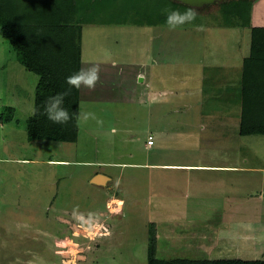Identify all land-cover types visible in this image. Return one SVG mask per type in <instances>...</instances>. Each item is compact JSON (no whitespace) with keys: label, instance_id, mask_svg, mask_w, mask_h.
I'll use <instances>...</instances> for the list:
<instances>
[{"label":"rangeland","instance_id":"rangeland-1","mask_svg":"<svg viewBox=\"0 0 264 264\" xmlns=\"http://www.w3.org/2000/svg\"><path fill=\"white\" fill-rule=\"evenodd\" d=\"M179 1L187 2L185 9L196 16L174 30L168 25H83L82 69L99 65L100 78L94 90L81 87L79 114L92 113L95 119L85 121L78 114L73 142L27 138L25 120L33 111L37 75L18 62L0 32V112L5 105L16 111L11 120L0 119V264H147L153 236L159 258L260 257L246 248L252 246L250 233L242 237L247 242L229 229L240 221L250 230L248 219L264 214L255 211L263 204L260 197L251 199L263 194L262 189H252L262 176L236 172L242 195L234 189L218 193L225 186L222 180L236 173L218 177L208 171L206 190L196 193L200 184H189L183 192L185 187L160 182L166 178L165 170L151 172L133 163L145 157L238 156L244 164L264 167V134L240 139L222 134L226 127L239 124V82L250 27L223 22L220 0ZM255 1L250 0V25ZM139 2L143 6L145 0ZM263 10L259 11L264 17ZM204 74L214 80L200 77ZM216 85L226 86L222 98L212 93ZM154 89L158 98L149 99ZM186 122H206L208 127L218 123L223 129L218 133L207 129L206 148L200 154L189 147L197 135L188 126L181 127ZM150 131L155 138L157 131L170 132L174 139L166 137L163 143L156 139L147 148L144 141ZM98 172L110 179L93 182ZM147 173L159 180L156 193L149 190ZM167 174L172 180L181 171ZM115 196L121 204L113 202ZM230 198L236 204L243 200L241 211L223 212ZM177 205L180 211L173 209ZM256 231L253 227L251 232ZM258 234L264 243V229Z\"/></svg>","mask_w":264,"mask_h":264},{"label":"trees","instance_id":"trees-1","mask_svg":"<svg viewBox=\"0 0 264 264\" xmlns=\"http://www.w3.org/2000/svg\"><path fill=\"white\" fill-rule=\"evenodd\" d=\"M180 2L145 0L142 6L139 0H0V32L18 62L37 75L33 100L37 114L26 117L27 138L60 143L77 140L81 88L71 89L64 99L62 106L71 116L66 124L49 121L44 106L50 97L69 88L66 77L82 69L84 24L167 25L165 10L181 13L189 10L185 9L187 2ZM250 5V0H220L219 3L223 22L229 26L250 27L249 51L243 57L240 74L238 132L241 135L264 134V26L250 25L247 16ZM15 114L13 106L5 105L0 118L9 121ZM155 249L153 236L147 246V264H264V257L159 258Z\"/></svg>","mask_w":264,"mask_h":264},{"label":"crops","instance_id":"crops-1","mask_svg":"<svg viewBox=\"0 0 264 264\" xmlns=\"http://www.w3.org/2000/svg\"><path fill=\"white\" fill-rule=\"evenodd\" d=\"M261 1L262 0L255 1L254 4H253V7H252L251 20H252V24L253 25L264 26V17L260 16V14H261L260 11H262L264 9V3H263V6L259 5L257 7V4H259ZM256 10H257V12L259 10L260 11L257 13V12H255ZM82 52H83V48H82ZM112 62H114V60H112ZM209 75H210V73H209ZM209 75H205L204 74V75H200V77L203 76V78H206V76H209ZM189 77L194 79V77H192V75H188V78ZM209 77H210L209 81L212 82L214 80V78L212 77V79H211V76H209ZM204 83H206V79L203 80V84ZM239 84H240V82H239ZM218 86L219 85H216L215 87H213L214 89H217V90H213L212 93L215 94V95H219L222 98L223 96H225L227 94V92L225 93L226 86L224 85L223 89L218 87ZM150 93H151L150 94L151 97L148 96L149 99L151 98V99L155 100V99L158 98L159 92H158L157 89H154V91H150ZM220 100H222V99H220ZM80 101H81V99H80ZM240 103H241V97H240ZM79 104H80V102H79ZM188 123L186 122L184 125H182V124H180V125H181V127H184L186 125L189 128H191L192 131L196 132V135H197L196 138L197 139L192 141L189 144V147H192L196 151L198 150V153H200V154L204 151L203 147L206 148V135L208 133L207 129H214L213 132H215V133H218L220 130L223 129L222 128L223 125H220L218 127V123H217V127L214 124H212V125H210L208 127L206 125V122H203L202 125H200L199 123H195V124H193V123H189L188 124ZM234 125H235V123H234ZM175 128H177V127H175ZM178 128H180V126ZM164 129L170 130L171 128L170 127H165ZM180 129H183V128H180ZM172 130H174V129H172ZM226 131H227V133H222V134H224V136H227V137L229 136V138H232L234 136L235 139H237V138L240 139L242 137V135H238V133H239L238 132V125L234 126V128L232 127V128H229V129L226 127ZM200 132H202L203 135H201ZM149 133H152L153 134V138H154V141H153V143L151 145H148L146 143L147 135ZM149 133H147L146 139L144 141V146H146L147 148H150L155 143H157L156 139L158 140V143H163L164 139L166 137L168 139L169 136H171L170 138L174 139V135H172L170 132L162 133L161 131H157L156 132V138H155V134H154L153 131H150ZM220 135H221V133H220ZM227 137H226V139H227ZM228 141L229 140H226L225 146L228 145L227 144ZM230 143H232V141ZM133 163L138 165L139 169L144 168V169L149 170L151 172H153V169L165 170V173L163 175H165L166 178L164 180H160V182H168V184L176 186L178 188L185 187V190H183V192L187 191L186 190L187 189V185H189V184H191L193 186H198L200 184L199 189H196V193L198 191H200L201 189H205L206 190V172H208V171L217 173L219 175L218 177H223V174L230 175V174L236 173V172L237 173H247V174L256 173L258 176H262V179H259L257 181L256 186L252 185V189L254 187L257 190L262 189L263 194H261V195L260 194H256L255 195L256 198L251 196L252 197L251 199L252 200H257L260 197L261 200L258 199V201L263 202V204H259L258 205L259 207H256L257 209L255 211H256V213H258V211H262L261 213H264V174H262V173H264V167L259 165V164L256 165V166H253V165L250 166V164H246L247 163L246 161H245V164H244L243 160H239L238 156H231V157H227V158H223V159L221 158V159H218V160H216V159H209L208 160V159H204V157L203 158L197 157V158L194 159V158L185 157V155H182V156L180 155L176 159H174L172 157V158L167 159V160H153V159L152 160H150V159L148 160V158L145 157L144 159H139L138 162H133ZM122 164H124V163H122ZM169 170L173 171V172L174 171H176V172L181 171V176L178 175L176 178H172V180H171L169 174H167V172ZM237 173L234 176L229 177L228 180L226 179L225 181H224L223 178H221V179H223L222 181H223V184L225 186L223 188L222 187L218 188V193H219V191L223 192L222 191L223 189H224V192H226L227 190L232 191L234 189L236 194L239 193L240 195H242L241 192H242V189H243V185H242V181L241 182L237 181ZM146 178H147V182L149 180L150 184H151L150 185L151 187H149V190L151 189V193H156L158 188L157 189L155 188V184L159 185V180L156 181V179H154L152 177V175L150 177L148 175V173H147V177ZM109 179H110V177H109ZM157 179H159V178H157ZM182 181L184 182V184L181 185L180 183ZM227 182L230 183V186L226 184ZM233 182H234V184H232ZM219 185H221V184H219ZM232 185H233V187H232ZM152 186H154L155 189L154 188L152 189ZM247 189H250V188H247ZM218 193H216V194H218ZM114 198H118V197L115 196ZM119 199H121V198H119ZM242 199H243V197H242ZM242 199H238L236 201L237 204L234 202L233 198L228 199L226 201V204L223 205V208H222L223 212L225 213V211H228V212L241 211L240 209L242 208V204H240V203L243 201ZM228 203H234V204H228ZM173 209H175L176 211H180L178 205L175 208H173ZM192 210L193 211H198V209H194V208ZM201 211H206V210L204 209V210H201ZM255 216H256L255 219H254V216L252 218L250 217L248 219V223H250V226H252V227H248V228H250V230H247V227L245 225H240V224H242L240 221H239V223L237 222L238 223L237 226H234V227L229 229V231H232L233 233H235V235H237L235 238H237L238 240H247V239H242L243 236L247 235V232L250 233V235H252L250 237L251 241L249 242L250 245H252V246L249 247V244H248V246H246V248L249 249V250L253 249L254 250L253 254L257 253V254L260 255V257H257V256L256 257H251V258H254V259L255 258H262L263 255H264V243L260 240V237H259V234H258V229L259 228L260 229H262V228L264 229V214H260V215L256 214ZM229 227H231V225ZM253 227L254 228L256 227V229H257V231L254 232V233L251 232ZM248 241L249 240H247V242ZM237 249H238V252H241V250H240L241 247H238ZM234 250H235V248H234ZM202 258L203 259H210L209 256H207L205 258L202 257ZM222 258H224V257H222ZM225 258H228V257H225Z\"/></svg>","mask_w":264,"mask_h":264},{"label":"clouds","instance_id":"clouds-1","mask_svg":"<svg viewBox=\"0 0 264 264\" xmlns=\"http://www.w3.org/2000/svg\"><path fill=\"white\" fill-rule=\"evenodd\" d=\"M165 11H167L166 24L170 30H174L186 23H191L196 16V13L191 9L183 13L178 10ZM99 73V65L94 64L89 68L80 69L76 73L66 77L65 82L67 85H69V88L62 93H58L55 96L50 97L44 106V111L48 120L54 124H66L71 119V116L68 110L62 106L65 97L70 94V91L73 88L80 89L83 87L88 90H94L100 78ZM36 114L37 109L34 107L32 115ZM79 116L85 121L89 118L95 119V115L92 113H80Z\"/></svg>","mask_w":264,"mask_h":264},{"label":"water","instance_id":"water-1","mask_svg":"<svg viewBox=\"0 0 264 264\" xmlns=\"http://www.w3.org/2000/svg\"><path fill=\"white\" fill-rule=\"evenodd\" d=\"M139 79L141 80V79H142V76H140ZM98 178H101L102 181L106 182V181L109 179V176L106 175V174H104V173H100V172H98V173H95V174L92 176V179H91V180H92L93 182H97V183H104V182H102V181H98Z\"/></svg>","mask_w":264,"mask_h":264},{"label":"built area","instance_id":"built-area-1","mask_svg":"<svg viewBox=\"0 0 264 264\" xmlns=\"http://www.w3.org/2000/svg\"><path fill=\"white\" fill-rule=\"evenodd\" d=\"M153 141H154L153 134H152V133H149V134L147 135V140H146V142H147L148 145H151V144L153 143Z\"/></svg>","mask_w":264,"mask_h":264},{"label":"bare ground","instance_id":"bare-ground-1","mask_svg":"<svg viewBox=\"0 0 264 264\" xmlns=\"http://www.w3.org/2000/svg\"><path fill=\"white\" fill-rule=\"evenodd\" d=\"M98 181H102V179L101 178H98ZM102 182H104V181H102ZM116 201H117L118 204H121V200L119 198L113 200V202H116Z\"/></svg>","mask_w":264,"mask_h":264}]
</instances>
